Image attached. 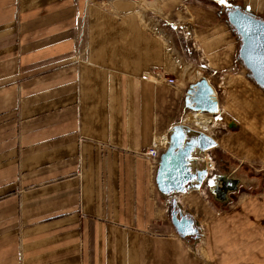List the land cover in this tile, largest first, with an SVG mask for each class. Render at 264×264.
<instances>
[{"label":"crops","instance_id":"1","mask_svg":"<svg viewBox=\"0 0 264 264\" xmlns=\"http://www.w3.org/2000/svg\"><path fill=\"white\" fill-rule=\"evenodd\" d=\"M243 2L0 0V264H264L257 196L220 212L205 183L175 194L200 230L183 238L144 155L175 124L207 126V170L214 150L264 152V90L222 14L264 10ZM200 79L216 114L184 101Z\"/></svg>","mask_w":264,"mask_h":264},{"label":"water","instance_id":"2","mask_svg":"<svg viewBox=\"0 0 264 264\" xmlns=\"http://www.w3.org/2000/svg\"><path fill=\"white\" fill-rule=\"evenodd\" d=\"M222 14L236 36V58L252 82L264 90V17L239 4L225 5ZM184 101L193 112L213 115L218 111L214 91L205 79L196 81L187 89ZM166 139V147L159 153L154 169V185L158 194L172 205L168 215L175 232L196 241L200 236L197 222L181 210L174 195L197 190L206 181L208 164L202 157L215 147L216 142L204 131L188 124L173 125ZM219 183L214 192L217 197H224L226 189L236 187L237 179L219 176Z\"/></svg>","mask_w":264,"mask_h":264},{"label":"rangeland","instance_id":"3","mask_svg":"<svg viewBox=\"0 0 264 264\" xmlns=\"http://www.w3.org/2000/svg\"><path fill=\"white\" fill-rule=\"evenodd\" d=\"M230 1H232V3H240L241 5H245L243 0ZM252 12H255V14L258 16L264 17V10L258 11L254 9V11ZM188 115H190V119H184V122L186 123L188 122L187 120L192 121L191 118L197 117L195 115H192L191 113H189ZM193 125L199 128L201 127L200 123L196 124L195 122L193 123ZM202 130L207 131V126L203 125ZM212 159L214 160L212 163L213 168L208 170V177L206 179V182H204L206 184V187L204 192H202L205 193L206 197H204V199H206L210 207L214 208L215 211H227L229 209H232V206L237 202L244 201V199L248 200L252 196H257L258 199L262 201L261 204L264 205L263 150H261L259 154H257L253 158L247 159L232 158L227 153H222L220 151L214 150ZM219 176H228L237 179L236 187L233 190L226 189L224 197H217L216 193L214 192V187L220 184ZM215 211L213 212V214L215 213ZM256 217L259 225L263 228L264 231V212L257 214ZM252 226L254 225L252 224Z\"/></svg>","mask_w":264,"mask_h":264},{"label":"built area","instance_id":"4","mask_svg":"<svg viewBox=\"0 0 264 264\" xmlns=\"http://www.w3.org/2000/svg\"><path fill=\"white\" fill-rule=\"evenodd\" d=\"M165 83L172 84L173 79H166ZM166 142H167L166 136L162 138H153L150 146L145 150L144 155L149 159L152 167L156 166L157 159L160 153L159 152L160 148L163 147L164 149L166 147Z\"/></svg>","mask_w":264,"mask_h":264},{"label":"snow or ice","instance_id":"5","mask_svg":"<svg viewBox=\"0 0 264 264\" xmlns=\"http://www.w3.org/2000/svg\"><path fill=\"white\" fill-rule=\"evenodd\" d=\"M219 2H220L221 4H224V3L226 2V0H219Z\"/></svg>","mask_w":264,"mask_h":264},{"label":"trees","instance_id":"6","mask_svg":"<svg viewBox=\"0 0 264 264\" xmlns=\"http://www.w3.org/2000/svg\"><path fill=\"white\" fill-rule=\"evenodd\" d=\"M168 208H171V205H168Z\"/></svg>","mask_w":264,"mask_h":264},{"label":"bare ground","instance_id":"7","mask_svg":"<svg viewBox=\"0 0 264 264\" xmlns=\"http://www.w3.org/2000/svg\"><path fill=\"white\" fill-rule=\"evenodd\" d=\"M224 87V86H223ZM196 113V112H195ZM199 114H201V113H199Z\"/></svg>","mask_w":264,"mask_h":264}]
</instances>
